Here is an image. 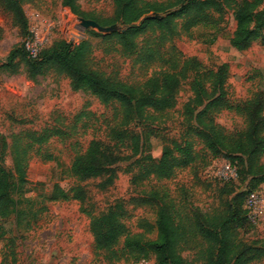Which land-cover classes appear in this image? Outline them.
Masks as SVG:
<instances>
[{
    "label": "rangeland",
    "instance_id": "1",
    "mask_svg": "<svg viewBox=\"0 0 264 264\" xmlns=\"http://www.w3.org/2000/svg\"><path fill=\"white\" fill-rule=\"evenodd\" d=\"M79 3L92 17L111 18L115 14L113 0ZM24 10L29 21L27 32L0 10V60L13 49L24 48L29 31L47 36V46L59 40H93L94 32L109 34L85 28L82 19L63 6L62 0L26 3ZM209 14L203 24L188 31L183 20H178V34L165 41H161L160 32L148 33L133 55L124 54L120 47L113 50L111 43H101L91 67L112 80L140 85L163 69L168 54L181 53L183 60H196L202 74L217 73L221 66H228L225 87L230 105L243 106L254 97L264 99V43L255 41L246 51L236 50L230 45L236 29L233 11L225 8L222 14ZM165 16L151 13L148 17ZM106 28L126 29L121 24ZM261 35L264 38V31ZM106 48L112 51L107 53ZM151 50L158 54L148 57ZM18 62L16 73L0 70V133L5 140V144L0 142V158L11 175L16 205L10 218H0V264H155L154 256L112 261L108 253L96 249L92 218L118 212L129 231L136 234L144 231L145 223L156 226L159 204L164 199L173 203L177 214L190 215L197 209L222 210L236 194H244L243 210L248 194L259 192L264 197V181L255 187L249 185L252 178L246 177L247 163L215 156L198 138L188 135L186 105L194 98L193 84L199 76L195 71L189 72L177 90L173 108L162 113L152 111V119L127 126L120 125L117 103L105 105L92 95L74 91L69 79L50 68L33 76L25 61ZM205 86L209 89L210 82ZM211 117L232 136L246 128L245 118L235 110H215ZM188 140L193 142L195 156L190 166L177 168L169 179L146 175L165 148H172L175 142L184 145ZM92 141H99L113 162L105 175L81 181L73 175L72 164L77 153L85 152ZM19 151L27 152L22 158V177L16 165ZM260 164H264V155ZM226 167L237 170L236 181L223 179L221 171ZM79 187L84 193L82 201L72 197ZM230 190L234 192L227 195ZM60 191L71 198L54 199ZM238 232L244 242L264 246V206L258 224L248 219ZM148 237L156 240L157 230ZM123 244L122 239L117 249ZM196 250L195 243L183 250L190 264H202ZM252 264H264V259Z\"/></svg>",
    "mask_w": 264,
    "mask_h": 264
},
{
    "label": "trees",
    "instance_id": "2",
    "mask_svg": "<svg viewBox=\"0 0 264 264\" xmlns=\"http://www.w3.org/2000/svg\"><path fill=\"white\" fill-rule=\"evenodd\" d=\"M38 1L0 0V10L27 32L29 21L24 5ZM113 3V17L96 18L82 10L79 0H62L63 6L69 7L79 18L93 19L101 27L121 24L126 27L124 31L114 30L107 35L94 32L93 40L80 43L59 40L46 46L37 59L29 56L24 44V48L13 49L6 59L0 60V70L16 73L19 60L25 61L33 76L46 68L53 69L70 80L74 91L92 95L105 105L117 103L121 112L120 125L127 126L131 122L142 123L152 119V111L162 113L173 108L177 90L189 72L195 71L199 76L193 84L194 98L186 105L188 135L198 138L215 156L247 163L246 177L252 178L249 184L252 187L263 182L264 164L260 161L264 155V99L254 97L243 106L230 105L226 101L227 65L221 66L217 73L202 74L196 60H183L181 53H170L157 75L143 84L133 85L104 76L91 67V60L101 43H111L115 47L113 50L120 47L124 54L133 55L139 49L140 39L148 33L160 32L161 41H165L178 34V20H183V27L188 31L192 26L203 24L209 13L222 14L225 8L233 11L236 22L230 45L238 51H246L255 41L264 43L261 35L264 31V0H113ZM151 13L166 16L148 17ZM31 36L29 31L25 40ZM105 51L110 53L112 50L106 48ZM157 54L158 51L151 50L148 57ZM207 82H210L209 89L205 86ZM222 109L241 114L246 120L245 130L232 136L217 124L211 112ZM0 142L5 144L1 133ZM173 145L165 148L160 160L149 166L147 176L154 174L160 180L169 179L177 168L190 166L195 161L192 141L188 140L184 145L175 142ZM16 153V165L22 177V158H26L27 152ZM2 161L0 158V218L8 219L15 213L16 205L11 175L2 166ZM110 162L113 161L106 155L102 144L92 141L85 152L77 153L71 171L81 181L95 179L110 171ZM233 192L230 190L227 195ZM83 195L79 187L72 197L82 201ZM243 196L236 194L225 202L222 210L204 212L197 209L190 215L177 214L173 203L164 199L159 204L156 226L145 223L142 225L144 231L136 234L129 231L118 212L109 211L92 218L91 230L96 249L108 253L112 261L154 256L155 264H190L183 257V250L195 243L197 260L202 264H252L264 259V246L258 242L248 244L239 237V229L248 220V210L242 208ZM60 197L65 200L71 198L63 191L55 193L54 199ZM154 229L157 230V239L150 240L148 234ZM122 239L123 247L117 249Z\"/></svg>",
    "mask_w": 264,
    "mask_h": 264
},
{
    "label": "built area",
    "instance_id": "3",
    "mask_svg": "<svg viewBox=\"0 0 264 264\" xmlns=\"http://www.w3.org/2000/svg\"><path fill=\"white\" fill-rule=\"evenodd\" d=\"M32 36L25 41V48L32 59H37L41 51L47 46L48 38L41 37L38 32L33 31ZM222 177L227 181H236L239 177L238 172L234 168L226 167L221 171ZM264 206V197L259 192H252L246 199V208L248 210L249 221L256 225L259 220V211ZM142 264L147 262L142 261Z\"/></svg>",
    "mask_w": 264,
    "mask_h": 264
},
{
    "label": "water",
    "instance_id": "4",
    "mask_svg": "<svg viewBox=\"0 0 264 264\" xmlns=\"http://www.w3.org/2000/svg\"><path fill=\"white\" fill-rule=\"evenodd\" d=\"M82 23H83L82 25L85 28L92 27V28L98 29L101 32H107V33H111L112 31H114V30L110 31V28L101 27L97 22H95L93 20L82 19Z\"/></svg>",
    "mask_w": 264,
    "mask_h": 264
}]
</instances>
